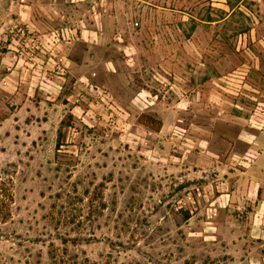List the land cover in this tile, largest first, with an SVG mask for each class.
Here are the masks:
<instances>
[{
  "label": "rangeland",
  "instance_id": "1",
  "mask_svg": "<svg viewBox=\"0 0 264 264\" xmlns=\"http://www.w3.org/2000/svg\"><path fill=\"white\" fill-rule=\"evenodd\" d=\"M257 102L264 0H0V264H264L197 158Z\"/></svg>",
  "mask_w": 264,
  "mask_h": 264
},
{
  "label": "crops",
  "instance_id": "2",
  "mask_svg": "<svg viewBox=\"0 0 264 264\" xmlns=\"http://www.w3.org/2000/svg\"><path fill=\"white\" fill-rule=\"evenodd\" d=\"M235 69L232 71L235 72ZM260 71L259 68L253 69L248 71L246 76L254 72L262 77ZM245 84L252 89L257 88L255 83L248 80ZM232 104L236 110V116L233 117L239 119L243 106L238 102ZM220 111L223 112L224 109L221 108ZM253 114L248 121L252 124L239 127L235 133L233 125L238 121L217 118L209 123L205 132H208L212 139L206 137V140H201L207 147L199 152L197 158L202 162L200 172L203 177L206 174V166L213 168V184L210 186L215 191L212 202L214 211L232 210L238 228L244 229L247 237L264 247V118L254 112ZM216 139L229 146L241 142L245 148L241 152L213 149L210 144ZM202 183L207 187L208 180L204 179ZM250 257L254 259L253 255ZM261 259L264 261V252L261 253Z\"/></svg>",
  "mask_w": 264,
  "mask_h": 264
},
{
  "label": "trees",
  "instance_id": "3",
  "mask_svg": "<svg viewBox=\"0 0 264 264\" xmlns=\"http://www.w3.org/2000/svg\"><path fill=\"white\" fill-rule=\"evenodd\" d=\"M226 13L220 12L219 20H222ZM207 22H212V18L206 17ZM14 203L13 182L11 178L5 179L0 172V224H5L12 220V205ZM0 237H3L0 234ZM1 240V239H0ZM76 241L75 239H72Z\"/></svg>",
  "mask_w": 264,
  "mask_h": 264
}]
</instances>
